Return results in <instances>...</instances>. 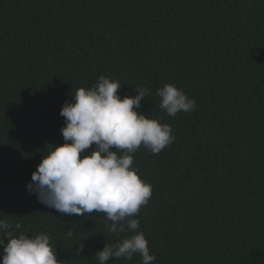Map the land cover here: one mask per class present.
<instances>
[{
	"label": "trees",
	"instance_id": "obj_1",
	"mask_svg": "<svg viewBox=\"0 0 264 264\" xmlns=\"http://www.w3.org/2000/svg\"><path fill=\"white\" fill-rule=\"evenodd\" d=\"M100 75L121 98L150 90L138 111L175 137L134 154L152 186L138 219L153 264H264V0H0V219L49 235L62 264H99L118 239L104 213L64 215L27 188L64 143V102ZM168 83L194 111L159 107Z\"/></svg>",
	"mask_w": 264,
	"mask_h": 264
},
{
	"label": "clouds",
	"instance_id": "obj_2",
	"mask_svg": "<svg viewBox=\"0 0 264 264\" xmlns=\"http://www.w3.org/2000/svg\"><path fill=\"white\" fill-rule=\"evenodd\" d=\"M121 86L118 80L100 75L91 87L78 88L71 100L64 102L60 110L65 119L61 128L64 143L48 145L27 188L42 204L61 214H105L111 222L109 233L118 239L96 252L99 264L110 258L131 260L135 254L141 256V264H153L155 256L150 254L138 219L152 195V186L133 167L134 154L141 146L159 154L175 137L169 124L138 111L150 90L133 88L137 95L121 98ZM156 95L159 107L173 118L195 110V100L174 84L158 88ZM20 228L18 222L0 219V237H6V242L0 239V264H62L49 235H15L14 230ZM121 233L130 235L121 237ZM66 235L72 237L73 230ZM82 251L80 245L76 252Z\"/></svg>",
	"mask_w": 264,
	"mask_h": 264
}]
</instances>
